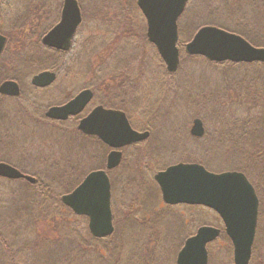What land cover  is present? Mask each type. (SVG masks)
<instances>
[{"label":"rangeland","instance_id":"rangeland-1","mask_svg":"<svg viewBox=\"0 0 264 264\" xmlns=\"http://www.w3.org/2000/svg\"><path fill=\"white\" fill-rule=\"evenodd\" d=\"M80 1L85 14L84 22L74 36L71 52L64 53L62 58L59 53L53 54L48 60L57 66L58 60L69 63L67 67H73L69 69L71 74L68 73L66 80H58L42 91L34 89L30 79L38 71L39 60L48 53L39 44L40 35L48 26L47 21L51 19L53 22L57 16L52 15L47 20L44 13L46 0H13L10 3L12 7L3 4L6 19L10 14L13 19L17 18L12 35L17 36L21 43L14 45H21V48L27 45V48L12 57L9 55L15 46L7 45L8 50L2 61L15 60L19 63L33 55L35 64L30 65L32 68L25 74L21 97L15 101L6 98L1 101L0 98V161L13 162L46 180L65 181V185L57 187L59 191L62 189V193H66L63 191L70 181H79L82 172L85 174L90 169L104 167L103 146L94 140L80 141L78 133L69 124L53 126L42 121L43 110L48 104L63 102L66 98L63 93H73L80 86L97 85L100 78L102 80L99 82L109 80V87L123 96L127 95L125 104L135 128L142 131L149 129L151 136L140 145L125 149L123 163L109 174L113 180L111 206L116 226L113 235L95 239L87 228V218L72 214L67 208H56L57 213H51L50 219L57 217V220L52 221L50 226L40 223L38 227L43 230L29 234L26 240V244H30V240H39L34 247L26 249L29 264H174L175 254L192 230L185 216L191 213L184 206L171 210L162 203V194L154 174L160 167L179 161H203L208 164L209 167L205 165L207 168L215 172L236 170L240 160H237V156H228L229 142L220 145L217 138V146L214 144L215 137L211 136L216 129L214 124L217 125L215 110L209 108L204 111L207 106H200L202 102H198V99L205 100L204 104L208 105L216 97H222L228 110L220 112L229 115L236 110L240 112L234 107L235 104H229L234 101L230 93L235 90L237 100L248 98L257 101L258 105L261 103V107L255 106L256 102L249 107L253 114H263L264 67L258 70L251 66L222 67L198 59L180 63L174 75L165 76L166 66L149 41L144 40L138 21L133 22L136 25L132 28L134 37L115 34L117 21L114 17L122 13L125 0ZM188 6V12L195 20L188 27L182 22L180 41L184 44L190 39L193 27L208 22L238 28L251 35L255 44H264V0H191ZM55 7L54 2L53 9ZM213 9L215 11L211 13ZM122 16L125 18L124 13ZM29 18L33 20L29 21ZM126 21H129L127 13ZM125 23L121 24L120 31L128 28ZM17 37H14L15 41ZM85 43L88 47L84 46ZM182 56H186L184 51L181 52ZM67 72L64 69L61 74ZM61 86L65 88L64 92L60 90ZM191 91L196 97L201 94L196 104L189 99ZM241 112H245V108ZM195 118L202 119L205 124L206 132L200 140L188 135ZM259 135L264 137V131ZM252 143L253 138L243 137L238 145ZM79 150H83V153L77 168L75 164ZM252 167L255 172L253 180L260 184L258 192L264 205V174L258 172L262 166L258 163ZM81 168L84 171L80 172ZM21 183L0 178V202L7 205L10 189L20 187ZM215 221L217 218L211 213L208 222L213 224ZM155 222L159 223L158 226ZM69 228L77 231L74 239L80 244L70 241L73 237ZM261 231L251 264H259L258 254L264 253V223ZM18 241L17 246L23 248L25 240ZM221 242L224 244H221L222 251L217 249V244L210 252L209 263L220 264L222 261L218 260L225 258V263L233 264L230 245Z\"/></svg>","mask_w":264,"mask_h":264},{"label":"water","instance_id":"water-1","mask_svg":"<svg viewBox=\"0 0 264 264\" xmlns=\"http://www.w3.org/2000/svg\"><path fill=\"white\" fill-rule=\"evenodd\" d=\"M188 0H138L148 23V39L157 47L169 72L177 71L181 58L179 48L178 18ZM77 0H65L62 18L44 38V44L68 50L74 31L82 20ZM6 37L0 35V54L4 50ZM190 55H200L215 62H264V47L255 46L243 36L214 25L202 26L185 44ZM56 78V73L42 71L34 75L33 84L47 86ZM0 93H20L16 81L8 80L0 85ZM92 91L85 89L67 103L52 106L48 117L67 119L78 114L90 101ZM202 119L195 118L190 132L193 136L205 134ZM86 134L97 135L112 150L108 153L107 168L113 169L121 163V148L150 136V132L134 129L125 112L115 109L95 108L79 124ZM0 176L8 179H26L35 184L36 177L23 173L15 166L0 162ZM155 180L162 197L168 204L186 203L205 205L219 213L226 225L234 246L236 264H248L255 239L259 211V199L254 185L247 175L238 170L213 172L200 163L179 162L156 172ZM111 180L105 169L91 171L71 192L62 195V202L75 214L88 217L90 233L95 238L111 236L114 232L111 205ZM213 226L201 227L190 237L178 255V264H207L206 244L219 235Z\"/></svg>","mask_w":264,"mask_h":264},{"label":"flooded vegetation","instance_id":"flooded-vegetation-1","mask_svg":"<svg viewBox=\"0 0 264 264\" xmlns=\"http://www.w3.org/2000/svg\"><path fill=\"white\" fill-rule=\"evenodd\" d=\"M11 1H13V0H0V35L6 37V44L4 45L5 46L4 50L0 54V85L3 82L8 81V80L16 81L18 83V85H19L20 93L17 94V95H11V96L7 95V94L0 93L1 101L5 100L3 98H6V100H14L15 101V99H18L19 97L22 96L23 91H24L22 85H23V80H24L25 74H26V72L28 73V71L32 68L31 67L32 64H35V62H33L34 61V56L33 55H29L26 61H22V62L18 61L19 63L15 62V60H13V61L10 60V61H7V62L2 61L4 55H6L7 50H8L7 49L8 48L7 45L11 44V45L15 46L14 45L15 43H18V44L21 43V40H19L17 36L12 35L14 27H15L14 24L17 21V18L13 19L12 15L10 14L9 15V19H6V14L3 13V11H4L3 4L12 7V5L10 4ZM77 1H78V4H79V7L81 9L80 11L82 13V20H80L81 23L78 25L77 30L74 31L75 32L74 36H75V34H77L79 27L83 24L84 16H85L84 11H83V7L81 5V1L80 0H77ZM54 2H55L56 7L53 9V3ZM45 3H46V6H45L46 7V12H44V13H45V16L47 17V20H49L52 15L57 16V17L53 18L54 19L53 22L50 21L51 19L49 21H47V25L48 26L41 33V35H40V43L39 44H41L43 46V48L47 50L48 53H46L45 56L50 55V54H54V53H59V56L61 55V58H62L64 53H67L69 51L71 52L75 37L73 36V38H72V45H71L69 50H62V49H57V48L48 46V45L44 44L43 38L61 20L62 11H63L64 4H65V0H46ZM123 3H126L124 8L122 9V13H124V17L125 18H123L121 12H120L121 14H120L119 17H114L115 18L114 20L117 21V29H116L117 31L115 32V34L118 35V36H121V37H124L125 35H127L129 37H134L135 33L132 31V28L135 27L136 25L133 24V22L138 21L139 22V26L142 29V30H140L141 35L143 37H145V39L148 40L149 43L154 47L153 49H155L156 48L155 45L148 39L147 18H145L146 17L145 14L143 13V11L140 8V6L138 5V0H125V1H123ZM190 3H191V0H188L186 5H184L185 8H184L182 14L178 18V26L177 27H179V34L181 33V30L183 28L182 22L186 23L185 25H186V27H188V26H191V24H192L191 22L193 20H195L194 16H192L188 12V9H189L188 5H190ZM214 9H217V8H214ZM214 9H213V11L211 13H214V11H215ZM94 12H95V10H94ZM126 13H127V20H129V21H126ZM97 18H99V17H97ZM198 19H202V18L199 17ZM28 20L32 21L33 19L29 18ZM124 21L126 22L125 23L126 26L128 25L127 26L128 28L125 29L124 31H122V30L120 31L119 28H120L121 24L124 23ZM49 22H51V23H49ZM27 29H28V27L26 28V30ZM14 37H17L18 40L15 41ZM86 44L87 43H85L84 46L88 47V45H86ZM25 48H27V45H26V47H23V48H21V45L15 46L14 47V51L15 52L13 51L12 54L9 55V56L13 57L14 55H17V54L19 55V54L22 53V51ZM156 52H157V50H156ZM157 54H158V52H157ZM57 64H58L57 70H55V69H43V70H41V71L55 72L56 73V78H55L54 81H52L49 85L43 86V87L42 86H36L35 84H33L32 80H33L34 75L39 73V72L41 73V71L38 70L36 73H34L31 76V79H30L31 80V84H32L31 86L34 89L42 91L43 89H47V88L49 89L50 87H52L54 84L57 83L58 80H60L61 82L63 80H66L67 77L69 76V74H71L70 70L73 67H67L69 63L66 64L63 60H61V61L58 60ZM63 65H65L64 68H63ZM64 69H66L69 72L61 74ZM101 80H102V78L99 79V81H101ZM99 81H98V83H104V82H99ZM108 81H106V83H104L105 85H103V84L99 85L98 83H96L97 85H94V84L92 85L91 84V85H86V86H80L79 88L74 89L73 93H68V94L67 93H63V94H66V98H65V100L63 102L61 101V102L48 104L47 107L43 110V113H42V117H43L42 121L44 123L47 122V123H49L51 125L53 124V126H55V125H59V126L63 125L64 126L66 124H69L71 126V128L78 133L77 136H78L80 141L85 139V141L93 142L92 140H94L95 143L97 142L98 144L103 146L104 147V152H103L102 156L104 157L103 161H104V165L105 166L107 165V158H108V155H109L108 153L111 151V148L109 147L108 144L103 142L96 134L95 135L86 134L81 129H79V124H81L82 120L84 118H86L89 115V113H91L95 108H97L99 106H102L105 109H115V110H120V111L125 112L127 117H128V119H129V121H130V123H131V125H132V127L134 129H136V131L138 130L137 128H135L133 122L131 121V119H130L131 116H130V113L128 112L129 109H128V107L125 104V101H127V99H125V97L127 95L123 96L121 92H118L116 89H114L112 87H109V82ZM85 89H89V90L92 91V97H91L90 101L88 103H86L85 107L82 109L81 112H79L78 114H75V115H70L67 119H55V118H51V117L46 116L47 115V110L50 107L59 106V105H63L65 103H67L68 101H70L71 99L76 97L78 95V93L82 92ZM60 90H62L64 92L65 88L61 86ZM99 95H101V97ZM134 97H139V96L135 95ZM97 98L99 99V102L97 101ZM113 99H115V101H113ZM147 130H149V129H147ZM139 131H142V130H139ZM149 132H150V130H149ZM150 136H151V132H150ZM150 136L148 137V139L150 138ZM148 139H146L144 141H141V142H137V143H132V144L126 145V146L122 147L121 150L124 153L125 149L130 148L131 146H134V145H140L141 143L147 141ZM82 153H83V150H79V153L77 155L78 156V160H77V164H75V167L78 165V163L80 164V162H79L80 160L79 159H80ZM123 160H124V154L122 156L121 163H123ZM0 162L9 163V164L15 166L17 169L21 170L23 173L30 174V175H33V176L36 177V174L33 173L32 171H29L27 169L21 168V166H18V165H16L13 162H7V161H0ZM182 162H194V161H182ZM121 163H119V165L116 167V169L121 165ZM78 167L79 166H77V168ZM166 167H168V165L163 167V168H161V169H159V170L165 169ZM92 170L93 169H90L85 174H83L82 171H84V169L81 168L79 171L82 172V173H81V175L79 177L80 178L79 181L80 182L83 181L85 176L89 172H91ZM114 170H115V168L113 170H110V171L113 172ZM21 180H24V179H21ZM253 183H254L257 195L259 197L258 199H259L260 203H259V208H258L259 211H258L257 229H255L256 230V235H255V239H254V242H253V245H252V250H251L252 253H251L250 260H252V258L255 255L254 251L257 249L255 247V245H256V243L258 241L257 239L259 238V234L261 235V233H262V231H261L262 230V224L264 223L263 222V220H264V205L262 204V198H261V196H260V194L258 192L259 191L258 187H260V184H257L256 181H254ZM160 192H161V189H160ZM162 200H163V197H162ZM162 203H164L166 205V207L171 208V210L174 209V208L177 209L179 206H184V207L188 208L190 213H191L188 217H187V215H185V213H183L186 216L187 223L190 224V227L192 228V230L184 238V241L181 244V247L179 248L178 252L175 254L174 264H178V255H179L180 250L183 248L184 243L190 237H192L193 235H196L197 234L196 232H198V230L201 227H203V226H213V227H216V228H218L220 230L219 231V235L214 240H212V241H210V242H208L206 244V249H207V253H208V259H207L206 263L210 264L209 263L210 260H211V253L210 252H212L214 250V248L216 247L217 244H218L217 249H220V251H222L221 247L224 244H222L221 241H224V242H226V244L228 243L227 245H230V250L232 249V251H231L232 252L231 253L232 261L231 262H233V264H235L234 252H233L234 251L233 241H232L231 237L228 235L227 231H225L226 230L225 222L223 221V219L215 211H212L210 209V207L205 206V205H191V204H186V203H182V202L179 203V204H168V203H166L164 201ZM194 210H197V211H194ZM211 213L217 218V221L213 222V224H210L208 222L209 221V216H210ZM84 218H87V217H84ZM158 224L159 223H156L157 226H158ZM114 225H115V217H114ZM157 226H155V227H157ZM115 230H116V226H115L114 232H115ZM213 244L215 246L211 247ZM257 252H258V250H257ZM258 256L260 258V260H259L260 263L259 264H264L263 263L264 262V253L263 254L259 253ZM213 259H214V256H213ZM218 261H222V262H219L220 264H227V263H225V258L219 259ZM249 264H251V261H250Z\"/></svg>","mask_w":264,"mask_h":264},{"label":"trees","instance_id":"trees-1","mask_svg":"<svg viewBox=\"0 0 264 264\" xmlns=\"http://www.w3.org/2000/svg\"><path fill=\"white\" fill-rule=\"evenodd\" d=\"M204 25H213V23H202L197 25V27H193L191 36H194L196 31ZM215 25V24H214ZM221 28H224L226 30L235 32L237 34H240L245 39H247L251 44H255L254 38L246 34L245 32L239 30L238 28H229L225 25H215ZM190 36V38H191ZM145 39V38H144ZM257 46L264 47V44H258ZM180 48L181 52L184 51V43L183 41H180ZM58 54V53H54ZM59 55V54H58ZM53 54L45 56L43 59H40L39 61V67L37 70H43V69H55L57 70L58 66L56 64H53L54 62H50L48 60H51ZM37 58V57H36ZM181 58V64L187 62L188 60H198L203 59V61H207L210 64H217L222 67L224 66H230V65H239V66H251L258 69H261L264 67V62H252V63H235L231 61H224V62H214L208 60L206 57H202L200 55H190L186 53V56H182ZM35 62V57L34 61ZM181 66V65H180ZM179 70V69H178ZM163 74L165 76H172L175 73H169ZM163 85V84H162ZM168 88V86H165ZM240 89V88H237ZM237 91V90H236ZM235 92V90H234ZM234 92L230 93L234 97V101H230L229 104H235L234 107L238 108L240 112L233 111V114H222L220 112L221 110H228L226 108L225 102L222 99V92H221V98L218 99V97L215 98L214 101H211L210 103L204 104L205 100L198 99V97L201 95L199 94L197 97L194 93V91L190 92V98L194 103L195 101L202 102L199 103L200 106H207L204 108L205 110H208L209 108H213L215 110V123L214 127H216L215 132H212V138H214V144L215 145H222V143H228L229 144V152L230 154L228 156H237V160H240L239 165H236V170L243 171L250 179L253 180L255 176L254 168L252 166L261 164V168H258V172L260 175L264 174V137H259V133L263 132L264 130V122L262 119H264V113H257V115L253 114L251 111L252 108L249 106L252 105L253 102H256L253 99L248 98H239L237 100V96L234 95ZM225 100V99H224ZM249 101V103H247ZM108 103V102H107ZM196 104V103H195ZM258 103L255 105L257 106ZM258 107H261V103L258 105ZM245 108V112H241V109ZM205 115V114H204ZM205 117V116H204ZM207 123V118H204ZM209 120V119H208ZM212 122V120H209ZM228 133H223V132ZM258 134V135H256ZM188 135L192 138H195L196 140H200L201 138H196L191 136V134L188 133ZM243 137H251L254 140V143L247 145V146H240L238 143L240 142V138ZM218 138V143L216 142V139ZM250 139V138H249ZM237 142H236V141ZM153 147V146H152ZM202 163H204L202 161ZM207 167L208 164L204 163ZM235 167V166H234ZM160 168H163L160 167ZM159 168V169H160ZM211 168V167H210ZM212 170V169H211ZM37 177V176H36ZM7 180V182H15V181H21L20 187L10 189L9 195L10 198L8 200V204L4 205V203L0 202V264H29V258L26 254V249L29 247H34L36 244H38L39 240H30V244H26V240L28 239L29 234L33 232H41L43 229H40L38 225L40 223H43L46 226H50L52 221H56L57 217L54 219H50L51 213L56 214V210L61 208H67L61 201L62 189L59 191L57 187L65 185V181H62L60 179H43L41 177H38V181L35 184H32L25 180ZM65 183V184H64ZM79 183V181H70V183L67 185V188H64L63 192H69L75 188V186ZM57 208V209H56ZM71 213L72 211L67 208ZM73 214V213H72ZM56 224H59L57 222ZM40 226V225H39ZM71 229V228H69ZM71 231L73 233H71ZM40 234V233H38ZM77 231L75 229L70 230V235L73 237L70 241H73L74 243H79L78 240L74 239V236H76ZM78 235V234H77ZM24 239L23 248H19L17 246L18 240ZM97 239V238H95ZM46 240V239H45ZM101 240V238L99 239ZM43 242V241H42ZM29 253V252H28ZM68 255V254H67ZM88 261V260H87Z\"/></svg>","mask_w":264,"mask_h":264}]
</instances>
